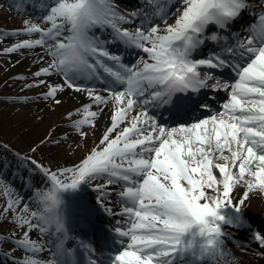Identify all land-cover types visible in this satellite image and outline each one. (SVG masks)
Listing matches in <instances>:
<instances>
[{
	"label": "snow or ice",
	"instance_id": "6c2138e0",
	"mask_svg": "<svg viewBox=\"0 0 264 264\" xmlns=\"http://www.w3.org/2000/svg\"><path fill=\"white\" fill-rule=\"evenodd\" d=\"M4 7L0 264H264V0Z\"/></svg>",
	"mask_w": 264,
	"mask_h": 264
},
{
	"label": "rangeland",
	"instance_id": "374dc122",
	"mask_svg": "<svg viewBox=\"0 0 264 264\" xmlns=\"http://www.w3.org/2000/svg\"><path fill=\"white\" fill-rule=\"evenodd\" d=\"M23 17L18 15L14 11H10L7 7L0 8V28L4 29H11L13 27L19 26L21 24ZM14 58H18L16 54H13ZM0 60L3 62L0 63V89L3 91L0 92V95H3L5 93H10L13 91H16L20 87H22L24 81H16L15 88L7 87L4 83L7 77L17 73V72H24L25 69L29 66L30 61L24 60L19 66L11 67L10 62L7 61L6 58L0 57ZM33 67H35L33 65ZM11 83V81H9ZM40 89H33V91H39ZM28 107L32 106H20V105H8L7 111L0 112V124L4 126V130L0 131V136L8 135L9 138H11V132L14 131V129H11L9 126L15 125L18 122L25 123V124H32L34 121V116L28 112ZM40 107H44L43 104L40 105ZM15 108H21L19 112H13V109ZM63 113V109H59L57 111H48L45 109L44 112V120L42 123L36 126V132L37 133H43L46 129H48L51 124L55 121L57 123L60 122V117ZM88 144L91 146L93 140L90 137L88 139ZM71 143V142H69ZM67 147V145H65ZM76 155H80V151H77ZM66 158H72L75 159V157L72 156L71 151L68 152ZM249 212H256L259 213L262 210H264V202L257 201L255 198L251 202V206L247 209ZM3 229L0 228V232H2ZM7 247V246H5ZM236 251H239L238 249H234ZM239 255L241 257H244L245 259L246 254L242 251H239Z\"/></svg>",
	"mask_w": 264,
	"mask_h": 264
}]
</instances>
